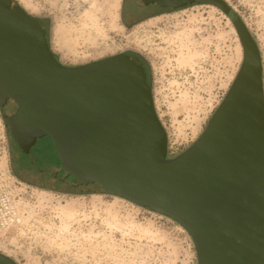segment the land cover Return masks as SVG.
Instances as JSON below:
<instances>
[{"label": "water", "instance_id": "95a60500", "mask_svg": "<svg viewBox=\"0 0 264 264\" xmlns=\"http://www.w3.org/2000/svg\"><path fill=\"white\" fill-rule=\"evenodd\" d=\"M140 9L209 6L231 20L240 69L198 139L168 156L149 74L121 53L66 66L43 18L0 0V117L16 167L81 195L163 216L196 264H264V82L259 49L224 0H137ZM0 264H17L0 253Z\"/></svg>", "mask_w": 264, "mask_h": 264}, {"label": "rangeland", "instance_id": "374dc122", "mask_svg": "<svg viewBox=\"0 0 264 264\" xmlns=\"http://www.w3.org/2000/svg\"><path fill=\"white\" fill-rule=\"evenodd\" d=\"M15 1L46 21L66 66L142 55L170 158L202 134L242 63L231 20L209 6L160 12L137 0ZM224 1L254 39L264 72V0ZM129 13L151 18L121 20ZM38 179L16 167L0 117V253L17 264H196L192 241L172 220Z\"/></svg>", "mask_w": 264, "mask_h": 264}, {"label": "flooded vegetation", "instance_id": "af4514ba", "mask_svg": "<svg viewBox=\"0 0 264 264\" xmlns=\"http://www.w3.org/2000/svg\"><path fill=\"white\" fill-rule=\"evenodd\" d=\"M193 6H196V5H193ZM193 6H189V7H193ZM189 7H186V8H189ZM186 8L179 9V10H184V9H186ZM147 9H152V10H153V8H147ZM154 10H158V11H160V12H165V10H161V9H154ZM177 11H178V10H177ZM128 12H129V11H128ZM160 14H161V13H160ZM150 18H151V17H148V18H145V17H136V16H132V15L129 13V16L122 17L121 20H149ZM152 18H154V17H152ZM45 22H46V21L43 20V25L45 24ZM44 26H45V25H44ZM126 54H129V55H132V56L138 58L139 61H141V62L143 63L144 67H145L146 70H147V64H146V61H145V59L142 57V55H141L140 53H138V52H133V51H128V52H126ZM38 180L43 181V182H46V181H47L46 179H43V180L38 179Z\"/></svg>", "mask_w": 264, "mask_h": 264}, {"label": "trees", "instance_id": "16d2710c", "mask_svg": "<svg viewBox=\"0 0 264 264\" xmlns=\"http://www.w3.org/2000/svg\"><path fill=\"white\" fill-rule=\"evenodd\" d=\"M10 150H11V147H10ZM11 154H13V152H11ZM14 176H15V174H14Z\"/></svg>", "mask_w": 264, "mask_h": 264}]
</instances>
